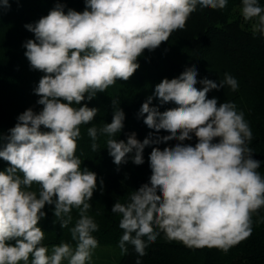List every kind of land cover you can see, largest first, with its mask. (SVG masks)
Here are the masks:
<instances>
[{
    "label": "clouds",
    "instance_id": "9594fccd",
    "mask_svg": "<svg viewBox=\"0 0 264 264\" xmlns=\"http://www.w3.org/2000/svg\"><path fill=\"white\" fill-rule=\"evenodd\" d=\"M83 12L58 4L35 24H27L35 39L25 42V56L34 70L44 73L34 92L42 109L31 108L17 118L7 137L0 136V159L9 166L0 171V264H88L98 240V225L90 216L89 201L97 187V174L81 168L76 155L82 125L91 124L99 109L80 105L105 92L118 80H129L140 67L138 58L185 28L190 15L202 8L223 9L227 0H85ZM8 7V0H3ZM241 15L252 22V31L264 36V7L258 0H242ZM195 66L179 77L165 78L155 86L161 104L177 107L160 112L149 96L140 108L144 123L169 135L142 142L132 133L127 142L113 138L124 128L125 113L113 99L111 123L87 128L92 150L97 140L108 137L106 148L117 166L129 154L136 165L144 163L143 151L150 144L177 140L174 147H153L149 156V182L130 193L128 202L117 201L111 211L121 215L123 235L119 248L128 245L139 256L161 232L169 241L189 248H217L225 253L249 238L253 214L264 207L261 162L248 146L252 131L233 102L218 104L208 99L210 90L237 80L225 73L219 85L207 78L197 89ZM146 114V115H145ZM41 126L47 131H42ZM195 146L182 143L191 140ZM218 138V142H215ZM102 183V181H101ZM38 185V191L33 190ZM45 205H54L62 228L70 229V243L49 249L45 232L38 227ZM158 229V230H157ZM146 238V239H145ZM14 241V243H12ZM31 257V260H30ZM136 264H141L140 260Z\"/></svg>",
    "mask_w": 264,
    "mask_h": 264
},
{
    "label": "trees",
    "instance_id": "16d2710c",
    "mask_svg": "<svg viewBox=\"0 0 264 264\" xmlns=\"http://www.w3.org/2000/svg\"><path fill=\"white\" fill-rule=\"evenodd\" d=\"M264 7V0H258ZM8 7L0 0V136L7 137L9 130L17 123V118L31 108L39 112L42 105L37 104L40 98L34 92L43 72L34 70L25 56L24 44L35 39L34 33L25 25L35 24L58 4L63 6L65 14L69 9L83 12L85 0H8ZM242 7V0H227L223 9L202 8L199 5L190 15L182 30L174 31L167 42H163L153 51L145 50L138 58L140 67L127 81L118 80L105 92H99L92 100L85 98L80 107L99 109L94 121L82 125L81 137L78 139L76 155L81 159V168L97 174V187L89 203L92 207L89 215L98 225L93 236L100 246L119 247L123 230L119 227L120 214L111 211L119 201L128 202L130 193L141 185L148 183L151 176L149 156L153 147L163 150L174 147L177 140L150 144L143 151L144 163L136 165L131 155L127 163L117 166L106 148L108 137L97 140L99 148L93 152L91 138L87 128L93 125L101 127L111 123L113 116V99L119 100V107L125 113L124 128L115 137L124 140L135 133L141 142L152 134V138L169 135L165 130L158 133L149 129L140 115V108L149 96H153L151 106L160 112L177 107L172 102L161 104L154 96L155 86L163 79L179 77L186 68L195 66L197 70V89L203 85L199 81L207 78L220 84L225 73L238 82L235 91L227 84L224 87L210 90L207 98H216L218 104L233 102L237 111L244 113L245 120L252 131V140L248 146L253 150V158L260 161L257 171L264 177V36L253 34L240 20L234 19V12ZM146 115V114H145ZM42 131H47L41 126ZM191 140L182 143L195 146L198 142L194 134ZM6 141H0V145ZM215 142H218V138ZM9 166L0 159V171ZM102 181V183H101ZM39 186L33 185L38 191ZM46 213L38 227L45 232L43 246L52 248L62 242L70 243L75 248L76 242L71 239L70 229L75 225L78 210L73 209V221L66 228L54 216V205H45ZM252 234L249 238L231 247L228 252L217 248H189L179 241H169L163 232L154 243L145 249V255L139 256L134 247L128 245L120 264H264V207L253 214ZM158 230V229H157ZM146 239V238H145ZM14 243V241L12 242Z\"/></svg>",
    "mask_w": 264,
    "mask_h": 264
},
{
    "label": "rangeland",
    "instance_id": "374dc122",
    "mask_svg": "<svg viewBox=\"0 0 264 264\" xmlns=\"http://www.w3.org/2000/svg\"><path fill=\"white\" fill-rule=\"evenodd\" d=\"M234 19L240 20L245 27L252 31V22L244 21L241 15V8H237L234 12ZM49 253L51 252V248ZM124 254L119 247L115 246H100L97 247L92 254L91 261L88 264H120ZM31 260V257H30ZM22 264V262H21ZM66 264V261L64 262Z\"/></svg>",
    "mask_w": 264,
    "mask_h": 264
}]
</instances>
